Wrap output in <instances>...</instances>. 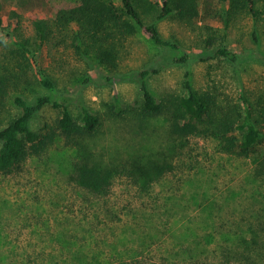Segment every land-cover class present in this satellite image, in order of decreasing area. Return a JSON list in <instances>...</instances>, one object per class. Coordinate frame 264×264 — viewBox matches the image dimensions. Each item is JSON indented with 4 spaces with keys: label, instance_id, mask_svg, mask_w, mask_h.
Returning <instances> with one entry per match:
<instances>
[{
    "label": "trees",
    "instance_id": "obj_1",
    "mask_svg": "<svg viewBox=\"0 0 264 264\" xmlns=\"http://www.w3.org/2000/svg\"><path fill=\"white\" fill-rule=\"evenodd\" d=\"M44 1L50 12L32 14L28 19L32 37L25 34L21 14L13 11L8 26L0 18V30L16 46L10 66L5 67L0 75V103L4 104L9 94L8 85L16 89L23 86V90L12 97L16 114L0 125V177L21 174L29 160L34 162L52 152V155H68L70 161L66 174L69 181L92 195L106 197L114 180L124 179L136 194L134 200L141 202L139 213L143 214V207L151 204L154 217L146 220L151 225L144 234L133 227L122 230L123 236L119 235L112 247L116 249L120 244L126 245L131 232L130 235L137 237L132 240H139V250H133V255L126 259L118 258L111 264H202L201 258H208L203 256L210 239L197 233L180 235L171 230L169 233L166 228L169 219L165 216L162 221L159 215L164 212L169 215L176 203L171 197L162 200L165 190L157 191L156 187L168 175L183 172L191 156L190 140L193 138L214 143L217 153L251 159L254 165L252 181H259L264 186V151L259 150L264 143L263 94L250 100L241 93L234 100L209 86L197 90L187 71L184 73L183 94L159 100L149 86V78L159 69L144 68L137 73L136 83L141 95L137 112L141 119L163 117L162 140L158 147L146 148L145 151L122 149L112 152L105 151L100 143L103 135L100 117L81 101L76 104L78 114L74 115L68 98L59 93L53 70L59 68L65 73L66 67L80 69L78 74L84 77L81 83L89 80L85 77V69L101 68L114 73L130 41L138 34L162 51L157 59L159 68L185 66L191 60H221L234 64L238 62L239 55L229 46L228 27L235 19H246L252 26V43L259 44L264 39V0H215L223 7L224 25L221 28L195 23L200 0ZM167 19L191 28L195 36L194 53L181 42L163 38L157 23ZM44 49L52 57L46 67L41 65L40 59ZM104 78L110 80L109 76L104 75ZM30 84L42 89L43 93L28 97L25 91ZM46 108L56 111V118L35 129V117ZM255 190L249 195L254 200V204L250 202L249 217L255 221L249 219L229 225L223 234L225 236L215 242L217 249L212 252V264H264V209L256 206L263 202L260 200L264 199V193L257 188ZM145 199L149 203H144ZM207 206L211 211L215 209L213 204ZM126 216L134 222L139 220L135 212ZM78 225L83 228L80 223ZM85 232L87 238L95 241L90 227ZM189 236L194 238V242L192 238L190 244L193 246L187 249L184 241ZM164 237L171 238L174 243L169 246ZM156 242L161 248V257L145 256ZM60 244V249L69 251L79 243L61 241ZM100 256L101 252L87 254L77 251L71 260L60 258L56 261L54 255L42 252L21 264H101Z\"/></svg>",
    "mask_w": 264,
    "mask_h": 264
},
{
    "label": "rangeland",
    "instance_id": "obj_2",
    "mask_svg": "<svg viewBox=\"0 0 264 264\" xmlns=\"http://www.w3.org/2000/svg\"><path fill=\"white\" fill-rule=\"evenodd\" d=\"M222 9V5L215 0H200L195 23L223 27ZM13 11L24 17L25 34L32 37L29 17L32 14H48L50 8L44 0H0V18L5 26L9 25ZM157 27L164 39L181 42L191 53L196 51L191 28L174 19L160 21ZM251 31V23L244 18L230 23L229 46L239 55L238 62L234 64L221 60H191L185 66L159 68L157 59L162 51L138 34L119 60L116 72L107 73L101 68L85 69V77L89 80L81 83L84 77L78 74L80 69L66 67L65 73L59 68L53 70V78L59 93L68 98L69 108L74 115L78 114L76 104L81 101L100 117V131L103 133L100 143L105 151H145L146 148L158 147L165 123L160 116L141 119L138 115L141 95L136 83L137 73L144 68L159 69L149 78L150 89L159 100L183 94L184 73L187 71L197 90L209 86L234 100L241 93L255 100L260 94L264 96V39L259 44H253ZM3 32L0 30V75L5 67L10 66L16 47ZM40 56L41 65H49L52 57L46 49L41 51ZM53 64L56 65L55 62ZM104 75L109 76L110 80L106 81ZM30 85L25 91L28 97L43 93L36 85ZM22 87L16 89L8 85L9 94L4 104L0 103V125L16 114L12 97L23 90ZM56 116V111L46 108L35 117L33 127L38 129L44 123L52 122ZM190 141L191 156L183 172L168 175L156 187L157 191L165 190L162 200L171 197L176 203L174 210L168 211L169 215L164 212L159 216L162 221L165 216L169 219L166 227L169 233H197L210 239L203 256L208 258H201V263L212 264V252L217 249L215 242L225 236L223 234L229 225L249 219L255 221L249 217L250 202L254 204L249 195L256 188L264 193V186L259 181H252L254 165L251 159L217 153L214 143L210 141L198 138ZM259 150L264 151V143ZM69 161L68 155H52L49 152L34 162L29 160L21 174L0 177V264H21L42 252L54 255L56 261H60V258L71 260L77 251L87 254L101 252L100 263L111 264L118 258L126 259L133 255V250H139V240L133 241L137 237L130 235L131 232L128 233L126 245L120 244L114 249L112 244L119 235L123 236L122 230L127 227L146 233L151 225L146 220L154 217L152 205L143 207L144 213L140 214L141 202L134 200L136 194L124 179H115L106 197H98L78 188L66 174ZM260 201L263 202L256 206L264 209V199ZM144 203L149 202L145 199ZM209 204L215 206L213 211L207 206ZM132 212L138 213L137 222L126 216ZM78 223L83 228H79ZM89 227L94 232L95 241L87 238L85 230ZM59 232L63 234H57ZM192 238L187 237L184 248L193 246L190 244ZM165 239L169 246L174 243L171 238ZM61 241L79 244L67 251L59 248ZM160 250L156 242L154 248L152 246L145 252V256L161 257Z\"/></svg>",
    "mask_w": 264,
    "mask_h": 264
}]
</instances>
